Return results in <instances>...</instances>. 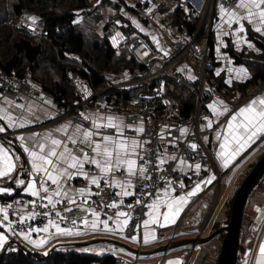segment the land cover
<instances>
[{
  "label": "built area",
  "instance_id": "2783aa9c",
  "mask_svg": "<svg viewBox=\"0 0 264 264\" xmlns=\"http://www.w3.org/2000/svg\"><path fill=\"white\" fill-rule=\"evenodd\" d=\"M235 2L236 0H130V8L136 10L138 14L144 17L155 33L167 38L169 47L159 52L158 49L149 44L148 38L143 31L135 30L132 25H127L125 47L129 55L139 64V67L135 71L125 72L113 84L98 90L93 96L101 104L106 101L107 92L110 90H129L138 89L147 85L151 86L150 90H140L137 94L127 97L126 109L123 111V114L126 119L124 130L127 134L132 133L133 126L137 122L142 121L144 124L145 131L141 133L142 147L139 150V156L150 161L147 167L150 169V175L155 177V179L144 180L141 178L137 180L135 193L126 197L117 195L119 193L117 187L102 186L95 190L92 195L87 196V206L100 211L101 220L107 219L108 217H112V220H115L117 211L130 213L131 215L128 217L129 223L124 228L123 233L118 230L108 231L111 235L122 240H133L132 237L135 236L136 239L133 240V243L136 249L141 250L142 248L141 223L146 218L148 211L147 205L152 202V198L155 196L157 189L166 186L169 181L172 182V186H175L177 182H183L185 188H188L199 177L198 173L193 170L186 171L177 169L172 160H166L165 164L160 166V170H156L158 164L157 156L161 158V147L163 145L159 135L160 125L165 124L169 120L180 121L184 124L187 132L183 137L180 136L177 128H170L169 130L174 139L173 150L177 154V157L201 164L207 176L212 174L218 180L220 171L215 164L213 153L204 140L205 131L201 128V122L208 113L206 109L208 102L224 93L218 88L217 81L212 72L213 60L210 52V42L215 36L212 27L215 9L221 4L231 8ZM167 4L174 6V18L169 22L162 20V23L166 25L164 26L160 22L153 20L150 16L159 11L160 8L161 11L168 9ZM176 10H179L180 14L183 15L182 18L184 21L180 23L176 22ZM30 24L31 22L21 23L29 34L33 36L47 35V31L39 23L36 22L32 27H29ZM244 49L246 50V48ZM181 63L189 66L192 76L195 79H189L180 70L179 66ZM72 77L74 82L79 79L77 74ZM167 80H171L194 93V104L189 113L183 115L175 97L167 92L168 90L165 84ZM81 81L85 84L88 83L86 79H81ZM263 87L264 81H258L250 85L245 91L240 92L239 99H249L259 93ZM76 90L78 91V89ZM20 94L28 97L47 95L50 98H54L51 93L46 92L42 88L40 83L31 76L28 70L22 76L7 74L0 70V95L15 98ZM227 97L229 98L230 96ZM89 99L80 98L75 103H68L62 106L58 105L59 114L53 118V121L59 118H69L73 122L88 126L89 121L84 120L80 114L82 110L88 108L90 103ZM235 100L237 99H233L232 106L235 104ZM127 125H131L132 128L127 127ZM113 130V128H103L102 132L112 133ZM13 134L14 132L11 130L2 132L0 133V139H5ZM193 143L197 145L196 149L191 147ZM139 161L143 163V160L139 159ZM36 179L38 181L39 177H36ZM48 186L52 188L51 185ZM98 192L100 195H96ZM34 199L36 198L31 195L18 194L15 195V198L5 201L6 206L11 205V208H9V219L18 222V214L23 212L22 206L25 205H27L30 212L34 210L37 213H42L47 210L39 206V202L35 209H33L32 205L27 204L29 200ZM75 199L79 204L84 200V197H75ZM137 200L140 203H137ZM16 201H20L21 203L17 204L15 203ZM114 201L117 203L116 208L101 207L102 204H111ZM129 205L132 207L129 208ZM66 207H69V205L64 200L57 206V210H62ZM13 213L17 214L13 215ZM64 215L67 219L61 225L62 227H70L73 219H77L79 229L83 227V224L79 223V220L85 216V213L82 211L77 209L69 213H64ZM51 216L53 219H56L55 211L51 212ZM87 217L89 220L92 218L90 213L87 214ZM112 220H109V225L110 228L115 229V224H113ZM46 223L47 218L37 215L34 219H26L25 223L20 225V228L25 231L28 226L42 228ZM101 227H103L102 224ZM13 228L17 231L20 230L16 224L13 225ZM205 229L201 228L196 236L202 237ZM171 241L166 243L161 241L159 246L169 244ZM193 251L194 249L190 248L181 257L182 264H188L190 262ZM167 252V250L159 252L157 253L159 255H155V258L147 262H138V254L134 258H128L122 254H115L114 264H162Z\"/></svg>",
  "mask_w": 264,
  "mask_h": 264
},
{
  "label": "snow or ice",
  "instance_id": "6c2138e0",
  "mask_svg": "<svg viewBox=\"0 0 264 264\" xmlns=\"http://www.w3.org/2000/svg\"><path fill=\"white\" fill-rule=\"evenodd\" d=\"M100 0H97L99 3ZM220 16L222 22L227 23L229 27L235 22L239 25L235 29V33H240L245 31V26L241 23L242 20H247L249 24L253 25L256 32H261L264 34V0H238L234 8L225 7L224 4L219 6ZM151 11V9H149ZM187 11V9H186ZM225 17L227 20L225 21ZM37 17L30 16L28 20L31 21L29 27L35 25ZM133 24L140 27L135 20ZM141 31L143 29L141 28ZM120 34L117 33V36ZM223 35H229L225 32ZM219 38V35H218ZM156 38L153 37V40ZM238 44L240 42L248 43L243 37H237ZM113 43H116V38H113ZM248 47H252L251 43H248ZM219 50V49H218ZM167 55V53H165ZM147 55V53H145ZM231 63V61H229ZM231 72L232 69H229ZM243 73L245 78L247 76V71L244 68L237 70ZM219 74V73H217ZM189 79H195L193 76H189ZM231 81H226L230 83ZM35 87V85H33ZM86 94L87 89L84 90ZM3 104L10 105L16 109H25L23 104H14L11 99L7 96L2 97ZM45 103H51V101H45ZM220 105L223 106L221 111L217 108L216 103L209 104L207 107L212 111L213 115L219 117L223 113L228 112V107L224 101H218ZM28 113H32V105L29 104L27 109ZM84 120H91L92 129L84 128L80 124L73 126V131L69 133V128L72 126V122H66L60 125L56 129L48 130L43 134L32 133L29 136L18 135L16 139L21 142V147L25 153H27L29 158V163L31 166V171L27 173L29 179L25 181L24 179L16 178L15 183L17 187L25 185V193H29L34 200H29L27 204L33 206V209L39 206L47 209L42 213H37L34 210L31 212H22L18 214V222L9 219V208L8 206H0V226L5 228L7 232L11 235H18L28 244L40 248L45 246L49 236L52 235L50 229L55 230V234L58 235H73L80 234V229L77 226V219L71 221L70 227H62L61 225L66 221L67 217L64 213H69L74 210H80L85 213L83 219L79 220L80 224H83L85 228H91L96 230L99 225H103L105 230L113 231L118 230L123 233L124 228L128 225L130 213L117 211L116 219L112 220V217L101 220V212L97 211L93 207H88L87 196L90 194L91 190L86 188L73 189L66 186V181L71 180L75 176H82L88 181L89 184L96 185L99 188L101 180L104 181L105 185L112 187H125L122 193H117V195L128 196L131 195L127 191V187L133 186L132 177L137 173L144 179H155V177L150 175V169L147 165L150 163L149 160H145L140 157L137 148L142 147V144L135 138H126L123 136L124 123L119 118L113 117L111 115L106 117V123L102 122L104 118L93 115L89 116L85 113L80 114ZM39 117H36L38 119ZM0 119L7 122L8 128H23L27 123H34L35 120L28 119L22 112L19 117L14 118L11 110H6L0 107ZM19 119V123H17ZM204 119L207 121L206 127L211 128L213 125V120L205 116ZM101 121V122H98ZM127 127L132 128L131 125ZM101 128H115L117 135L115 137L111 135H103L102 139H94V137L100 136L101 133L99 129ZM96 129V131H93ZM5 128L0 126V133L5 132ZM134 131L136 133H142L145 131L143 125H138L135 127ZM187 131L185 128H181V134ZM56 133H65V138H57ZM219 139V151L215 155L220 159L221 165L224 168L228 166L247 149L252 143H254L257 138L264 137V96L256 97L249 101L246 105L240 107L235 111L227 120L226 126L223 128V134L218 131L216 133ZM222 135V139H220ZM205 141L208 137L204 138ZM10 143V142H9ZM147 143V142H145ZM71 144L73 147H69ZM193 149L197 148L195 143L191 144ZM85 149H90L89 151ZM136 157V158H133ZM16 160L20 157L16 156ZM137 159L143 160V163L137 164ZM157 168L160 170V166L165 164V159H161L157 156ZM181 164L185 161L181 160ZM85 164L94 165L96 169L99 170V175L95 173H90L85 170ZM122 166H126L127 177L123 182L117 180L115 176H110V173L118 172L121 170ZM195 168L197 172L201 169V164H196ZM17 169L14 163L13 157L9 155L8 150L0 144V178L7 177L12 179V173ZM22 169V166H21ZM39 177L37 181L36 177ZM216 179V177L210 174L205 180L199 181L195 186L186 193H181L178 196H173L172 192L175 191L172 186V182H168L164 189L163 197L160 196V190L157 189V195L155 199L147 205L149 209L148 215L149 219H145L143 224L147 227L150 223L159 224L160 227H164L169 224L176 223L177 218L180 213L184 210V207L189 203L190 198L195 196L202 190L203 185L211 184V182ZM48 181L55 188H49ZM147 187V185H145ZM180 187L183 188L184 185L181 182ZM14 190L9 187H0V193L11 194ZM147 194V193H146ZM79 195L84 197L81 203H77L75 196ZM100 195V193H96ZM66 200L69 207L63 208L62 210H57V206ZM46 202V203H45ZM15 203L19 204L20 201ZM122 203V201H121ZM137 203H140L137 200ZM161 205L166 208V211L162 213L159 211ZM27 207V205H25ZM101 207L116 208L117 203L114 201L111 204H102ZM129 208L132 206L129 205ZM55 211L56 219H53L51 212ZM259 211V209H257ZM91 214V220L88 219L87 214ZM17 213H13L16 215ZM37 215H41L47 218V223L43 227H32L28 226L27 230L20 228L26 219H34ZM163 216V223L161 224L158 217ZM124 217V219H121ZM109 220H112L115 224V229L110 228ZM16 224V230L13 225ZM32 233H47L48 235L40 236L39 238H33ZM156 234L155 230L152 232L145 231L144 241L148 243L150 240H155ZM133 240L136 239L135 236L132 237ZM9 240V235L5 231H0V248H3ZM251 252V249L244 253L247 258ZM167 264H180L179 260L168 261ZM247 264V260H245ZM255 264H264V240L259 244L258 255L256 257Z\"/></svg>",
  "mask_w": 264,
  "mask_h": 264
},
{
  "label": "crops",
  "instance_id": "0c3cea01",
  "mask_svg": "<svg viewBox=\"0 0 264 264\" xmlns=\"http://www.w3.org/2000/svg\"><path fill=\"white\" fill-rule=\"evenodd\" d=\"M94 1H95L94 2L95 7L98 8L100 6L101 0L99 3H97V0H94ZM109 2L112 8L118 7L119 9L120 5H122L124 1L109 0ZM237 2L238 0H236V2L231 8H234ZM166 6L169 8L162 10V11H169L171 6L173 5L167 4ZM130 7L131 6L129 4L127 8L134 12H137L136 10H133ZM160 9L159 11H161ZM173 10H174V6L172 9V13L174 14ZM28 14H32V13L23 14L20 17V20L22 22H26L25 21L26 18L24 15H28ZM224 19L226 21L227 17H225ZM143 20L145 23L144 25L145 30L143 32L146 34L147 38L149 37V35L155 37L156 39L159 36L160 44L158 46H160V48L158 51L161 52V50H166L167 47H169L168 39L161 35H158V33H155L150 28L146 20L145 19ZM36 22L38 23L39 20L37 19ZM241 23L244 24L245 31L240 32V33H235V29L238 28L239 25L233 22L231 27H229L227 23L222 22L219 7H216L215 13H214V22L212 26L214 29L215 36H214V39H212L210 42V50H211V55H212V60H213L212 72H213V75L216 81H220V84L222 85L221 87L228 86L230 88L229 90H223V88H221L223 92H232V93H223L225 95L221 94L220 96H216L208 102L207 105L216 103L217 108H219L222 111L223 106L217 102L224 101V103L228 107V112H225L223 113V115L216 117L213 115L212 111L206 106L208 113L205 116L213 120V125L211 128L206 127L207 121L203 118L201 122V128L205 131L204 138L208 137V140L205 142L207 143L209 149L213 153L215 164L220 171L218 180L214 179L211 182V184L203 185L202 190L199 193H197L195 196L190 198L189 203L184 207V210L180 213L179 217L176 220V223L169 224L164 227H160L159 224L150 223L147 227H145V225L143 224V221H144L143 220L141 223L140 233H141V242H142L141 246H143L142 248L144 250H152L154 248L152 245L153 243H156L157 246H159V243L161 241L166 243L171 240L173 241V240L180 239V238L195 237L198 231L201 230V228H206L204 232H207V231L209 232L210 228L212 227L210 221L213 215L216 213L217 208L219 206V201H221V198L223 197V195L225 196L224 197L225 198L224 201H225L229 193V189L231 185L238 179L239 177L238 175L244 170V167H247L249 163L254 160L257 154H259L261 151L264 150V137H259L254 143H252L247 149H245V151L242 152L228 166V168L222 167L220 159L215 155V153L220 150L219 149V139L217 138L216 133L220 131L223 134V128L226 126L228 118L235 111H237L240 107L246 105L252 99L256 97L264 96V87H263L262 90L256 95H254L253 97L246 99V100L239 99V94L241 91H239L237 86L245 82L247 79H250L251 72H250V69L243 62L242 63L235 62L234 55L240 54L241 52H243L244 54H248V52L250 51L254 54L259 53L261 51V46L259 43L264 44V34H262L261 32H256L254 30L253 25L249 24L247 20H242ZM127 25H131L130 22H127ZM249 31L253 32L254 34L253 37L249 36V33H248ZM225 32L229 33V35H223V33ZM218 35H219V38H218ZM238 36L245 38L248 43H251L252 47H248V43H244V42H240L238 44L237 42ZM148 42L149 44H151L149 39H148ZM244 48H246V50ZM229 61H231V63H229ZM179 68L182 72H184L186 76L188 77L192 76V72L190 71V68L187 64L181 63ZM240 68L246 69L247 71L246 78L243 73H240L237 71ZM229 69H232V71L230 72ZM116 79L117 78L112 79L113 80L112 84ZM226 81H231V82L226 83ZM75 87H77L76 89H78V91L75 89ZM85 89H87L88 94L85 93L84 91ZM98 90H93V88H91L88 83L87 84L83 83L80 78L74 83L75 96H77L78 98H90L89 99L90 103H89L88 108L86 110H82V113H85L89 116L96 115L101 118H104L102 121L104 123L107 122L106 117L111 115L113 117H116L122 120L124 125L126 126V119L123 114V111L126 109V99H123V97L120 95H114V94L109 95L108 94L109 99H106L105 102L100 104L99 102L96 101V98L93 96L95 92H97ZM167 92L170 93L169 90ZM3 96L4 95H0V107L5 108L6 110L10 109L14 118L19 117L20 114L23 112L28 119H33L35 120V122L25 124L23 128H8L7 122L3 119H0V126H3L6 129L5 131L11 130L14 132L13 135L5 139H0V144H3V146L8 150L9 155L13 157L14 163L17 166V169L11 174L13 177L12 179H9L7 177L0 178V187H9L14 190L11 194L0 193V194H4L5 196H10L5 199H0V206H6L5 201L15 198V195H18V194L19 195H30L29 193L24 192V188L26 187V184L17 187L15 183L16 178L24 179L25 181H27L29 179L27 173L31 171V166L29 163L28 155L27 153L23 151L21 147V142L16 139V136L18 135L29 136L32 133L43 134L48 130L56 129L60 125L65 124L66 122H69V121L72 122V126H70L69 128V133H71L73 131V126L76 124H79V123L73 122L69 118H59L53 121V118H55L59 114V108L54 98H50L47 95H43L40 97H28L26 95L20 94L15 98H11L7 96L9 99L13 101L14 104L25 105V109H27V106L31 104L32 113H34L35 115L28 113L25 109H16L14 107H11L10 105L3 104V101H2ZM227 96H230V97L228 98ZM234 98H236L237 100H235V104L232 106ZM46 100L51 101V103H45ZM36 117H39V118L36 119ZM88 121H89L88 126H83V125L82 126L84 128L92 129L93 128L92 122L91 120H88ZM19 122H20L19 119H17V123ZM98 122H101V121H98ZM141 124L144 127V124L142 121L137 122L133 126V131L131 134H127L125 133V130H123V136L126 138H130V139L135 138L140 142V144H142L141 133H136L134 131L135 127ZM170 128H177L180 136L182 137L187 132L186 131L184 134H181L180 129L181 128L187 129V128L180 121L169 120L165 124L160 125L159 135L163 143L161 147V159H165V161L172 160L177 169L186 170V171L193 170L196 173H198V176H199L198 179L194 181L193 185L188 188H185V186L181 188L180 187L181 182H177V184L173 186L175 191L172 192V195L178 196L181 193H186L187 191H190L195 186L196 183H198L199 181L205 180L208 176L204 173V169L202 166L199 172H197L195 165L198 163L190 162L183 158L177 157V154L173 150L174 139L171 135V132H169ZM102 129L103 128L99 129V132L101 133V135L94 137V139H98V140L102 139L103 135H111L113 137L117 135L115 128H113L114 130L112 133L102 132ZM93 131H96V129H93ZM55 135L57 136V138L66 139L65 133H56ZM220 139H222V135ZM69 147H73V146L69 144ZM140 149L141 147L137 148L138 154H139ZM85 150L89 151V154L91 155L90 149H85ZM16 156H19L20 159L16 160L15 159ZM133 158H136V157H133ZM181 160L185 161V163L181 164L180 163ZM140 163L141 162L139 161V159H137V164H140ZM21 166H22V169H21ZM85 170L89 171L90 173H95L99 175V170L96 169L94 165L85 164ZM109 175L115 176L117 180L123 182L125 178L127 177L126 166H122L120 171L110 173ZM141 178L142 177L138 173L132 177L133 186L127 187V191H129L131 195L135 193L136 182L137 180ZM47 183L48 185H51L52 188H55V185H52L50 181H48ZM65 183L67 187H70L73 189H79V188L90 189L91 192L90 194H88V196L92 195L95 192V190L98 189L96 185L89 184L88 181L84 179L82 176H75L71 180H67ZM102 186H105V183L103 180H101L99 188ZM165 187L166 186L158 188L160 190L159 194L161 197H163L164 195ZM117 188L119 189V193H122L125 190V187H117ZM131 195H128V196H131ZM156 195H157V191H156L155 196L152 198V201L155 199ZM75 197H81V196L76 195ZM222 205L217 211L215 219L222 214L221 213V211H223V209H221ZM22 209H23V212H30L29 208L27 207L25 208V206H22ZM257 209H259V211H257ZM159 211L162 213L163 211H166V208L163 205H161ZM0 217H2V214H0ZM121 219H124V217H121ZM145 219H149L148 215H146ZM158 219L160 223L162 224L163 216L160 215ZM153 230H155V234L157 238L155 240H150L148 243H145L144 241L145 231L152 232ZM0 231H5V233L9 235V238H10L11 234L7 232V230L3 228L2 226H0ZM51 233H52L51 235L52 240L53 239L57 240L62 245L66 244L65 243L67 241L66 238H64L63 240L62 239L63 236L55 234V230ZM80 233L84 236H87V237L89 236L91 240H95V239L102 240L104 238L103 237L104 235L105 236L111 235L110 232L108 230H105L104 227H101V225H99V227L96 230H92L91 228H85L83 226L82 228H80ZM41 234L42 233H32V236H34L33 238H37V236L39 237V235ZM202 236H203V233H202ZM240 240H241V252L239 254V259L237 261V264H245V260H247V264H255L256 257L258 255L259 244L262 240H264V177L262 178L260 183L254 188V190L250 194L247 200V203L245 205ZM8 241L10 242V244H13L16 246L18 244H21L11 239H9ZM89 241L84 242V243H88ZM130 242H133V240H131ZM75 244H78V243L76 242ZM190 248L192 247L189 246L188 249ZM37 249L38 248L33 249V251H40L39 249L38 250ZM249 249H251V252L249 256L246 258L244 253L248 251ZM167 251L170 252L171 255L168 257L165 256V260L163 261L162 264H167V262L171 260H179L180 264H182V261L180 260L181 256L179 257V259L177 257L178 255H177L176 248L167 250ZM194 251H195V248H194ZM155 254H150V255H145V256H148L151 260L155 258ZM182 256H184V252H182Z\"/></svg>",
  "mask_w": 264,
  "mask_h": 264
},
{
  "label": "trees",
  "instance_id": "16d2710c",
  "mask_svg": "<svg viewBox=\"0 0 264 264\" xmlns=\"http://www.w3.org/2000/svg\"><path fill=\"white\" fill-rule=\"evenodd\" d=\"M91 3L90 0H0V70L17 76H22L28 70L42 88L53 95L59 106L75 103L80 99L74 94L75 82L72 76L75 74L80 79H86L93 90H98L109 87L112 79H118L125 72L135 71L139 64L129 55L125 45L117 51L107 36L101 40L95 37L96 40L93 42L87 39V34L82 30L83 25L76 20V12L85 13L84 11ZM25 13L37 15L38 23L47 31L46 36L36 37L27 32L20 20ZM182 16L179 10H176L177 23L184 21ZM248 33L250 37H253V32ZM259 44L261 46L259 53L254 54L250 51L248 54L241 52L234 55L235 62H243L251 72L250 79L237 86L241 92L258 81H264V44ZM165 84L167 90L177 100L182 114L189 113L193 108L194 93L171 80H167ZM217 86L220 90L221 88L230 89L228 86L221 87L220 81H217ZM150 89L151 86L147 85L138 89L110 90L107 92V99H109L108 94L120 95L126 99L140 90ZM260 154H257L254 159L256 160ZM254 162L249 163L247 170ZM247 170L245 173L248 172ZM8 197L10 196L0 194V199ZM221 213L212 224V232L229 221L230 212L227 219L225 211ZM243 217L235 264L241 252L240 237ZM222 237L223 234L218 233L208 241L196 245L197 255L193 264H216ZM216 241H218L217 245ZM90 243L109 242L99 240ZM64 245L66 246L42 253L26 250L22 245L14 246L8 241L0 252V264H114V253L93 255L81 252L77 250V247H71L70 244Z\"/></svg>",
  "mask_w": 264,
  "mask_h": 264
},
{
  "label": "rangeland",
  "instance_id": "374dc122",
  "mask_svg": "<svg viewBox=\"0 0 264 264\" xmlns=\"http://www.w3.org/2000/svg\"><path fill=\"white\" fill-rule=\"evenodd\" d=\"M92 3L89 6V8L84 11L85 13L81 12H76L77 16H76V20L80 23V25H83V31L87 34L86 37L88 40H91L92 42L95 39V37L97 38V40H101L103 38H105L107 36V38H109L108 40L111 42V44L117 48V51H120V47L122 45H126L125 42V37L127 35V22H130V24L132 25V27L135 30L141 31V28L143 29V31L145 30L144 28V17H142L140 14H138L137 12H134L130 9L127 8V6H129L130 0H123V4L120 5L119 9L118 7L116 8H112L109 0H101L100 6L97 8L95 7L94 4V0H90ZM112 2V1H111ZM172 9L173 6H171L169 11H157L155 14H151V18L153 20H155L156 22H160L162 25L166 26L165 24L162 23V20L164 21H171L174 18V14L172 13ZM25 16V21L26 22H31L28 20V17L30 16H35L37 17V15L35 14H28V15H24ZM133 20H135L137 22V24L140 25V27H137L136 24H133ZM117 33H119L120 35L117 36ZM116 38V43H113V38ZM148 39L150 40V43L153 45V47H155L156 49L159 50L160 46H158L159 43V36L157 37V39L153 40V36L149 35ZM158 40V42H157ZM122 52H120L121 54ZM119 55V52H118ZM262 152V151H261ZM260 152V153H261ZM256 158V157H255ZM255 161V159L253 160ZM249 166L244 167V170L237 176L238 179L231 185L230 189H229V193L226 197V200L224 201V195L221 198V201H219V206L217 208V211L219 210L220 206L222 205L221 209H223V211H225V215H226V219L228 218L229 212H230V207H231V201L233 198V195L236 191V189L238 188L240 182L242 181V179L244 178V176L246 175L245 171L247 170ZM248 171V170H247ZM245 173V174H244ZM228 210V211H226ZM216 211V213H217ZM216 213L213 215L210 223L211 225L213 224V220L216 217ZM224 215V218H225ZM225 219V220H226ZM212 227L210 228V231L208 232H203V236H206L208 234H210L212 232ZM54 231V230H53ZM50 231V232H53ZM48 235L47 233H42L40 236H45ZM63 236V240L64 238H66V244H70L71 247H77V250L81 251V252H86V253H90L93 255H100L102 253H114V254H122L128 258H134L136 254H134L133 252L124 249L122 247H119L118 245H115L113 243H103V244H99V243H84L87 242L90 239V237L88 236H84L81 233L80 234H73V235H61ZM12 237V238H11ZM34 237V236H33ZM37 236V238H39ZM103 239H108V240H112V241H116L119 243H122L123 245H126V247H128V249H136V247H134V243L130 242L131 240H122L119 239L113 235H107V236H103ZM13 241H17L18 245H22L24 249L29 250V251H33L34 248L32 245L28 244L26 241H24L22 238H20V236L18 235H11L10 238ZM62 242V241H61ZM78 244H75V243ZM217 242H215V244L217 245ZM16 243V242H15ZM84 243V244H82ZM153 249H155L157 246L156 243H153ZM6 246V244H5ZM5 246L3 248H0V252L5 248ZM16 246V245H14ZM58 247H65V245H62L59 241L57 240H52L51 236L48 239L47 243L45 246H42L40 248H38L40 251H42V253H48L49 250L53 249V248H58ZM143 247V246H142ZM33 248V249H32ZM220 248V245H219ZM37 249V250H38ZM138 249V248H137ZM188 247H179L177 250V257L179 259V257H182V252H184V254L187 253ZM142 251H144L143 248H141ZM219 252V251H218ZM138 262L144 261L147 262L150 260V258L148 256L145 255H140L138 254ZM155 255H159V254H155ZM171 253L167 252L166 257L170 256ZM196 249L194 251V253H192L191 258H190V262L189 264H193L194 259L196 258Z\"/></svg>",
  "mask_w": 264,
  "mask_h": 264
},
{
  "label": "water",
  "instance_id": "95a60500",
  "mask_svg": "<svg viewBox=\"0 0 264 264\" xmlns=\"http://www.w3.org/2000/svg\"><path fill=\"white\" fill-rule=\"evenodd\" d=\"M263 176H264V150L257 157L252 167L248 170V172L240 182L238 188L236 189L233 195L228 223L214 230L213 232H211L210 234L204 237L196 236L189 238H180L173 240L169 244L158 246L152 250H144V251L139 249H128L126 245L108 239H102L101 241H107L109 243H113L115 245H118L119 247H122L124 249L133 252L134 254L150 255V254H155L166 250H171L186 246H190L192 247V249H194L196 245L208 241L215 234L222 233L223 237L221 240L216 264H235L237 259L239 234H240V227L244 213V208L247 203L248 196L250 195L254 187L258 184V182L261 180ZM96 241L99 240L95 239L89 242H96ZM40 258H44V257H40Z\"/></svg>",
  "mask_w": 264,
  "mask_h": 264
}]
</instances>
